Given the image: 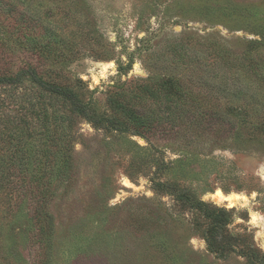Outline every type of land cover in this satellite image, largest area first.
Segmentation results:
<instances>
[{
    "label": "rangeland",
    "instance_id": "1",
    "mask_svg": "<svg viewBox=\"0 0 264 264\" xmlns=\"http://www.w3.org/2000/svg\"><path fill=\"white\" fill-rule=\"evenodd\" d=\"M190 35L220 45L232 59L241 57L247 41L264 38V0H0V76L33 66L43 79L69 86L108 114L109 100L130 84L157 78L156 70H180L170 43ZM30 86L27 79L0 85V264H41L44 250L32 220L15 211L10 187L41 172L25 170L40 164L44 146L28 130L30 113L21 96ZM226 100L221 135L191 144L183 127H168L148 142L96 127L64 107L70 142L51 149L70 154L73 178L50 197L44 264H247L234 252H211L200 214L155 189L152 179L224 206L231 214L227 231L238 246L264 252V136L247 131L234 138L237 119ZM259 103L264 114V101ZM55 105L60 108V100ZM219 194L231 195L233 203Z\"/></svg>",
    "mask_w": 264,
    "mask_h": 264
},
{
    "label": "trees",
    "instance_id": "2",
    "mask_svg": "<svg viewBox=\"0 0 264 264\" xmlns=\"http://www.w3.org/2000/svg\"><path fill=\"white\" fill-rule=\"evenodd\" d=\"M170 49L173 59L180 62V70H156L159 73L157 78H153L152 74L147 79L130 84L117 94L118 97L109 100L108 114L98 113L91 102H84L69 86L43 79L33 66L19 70L14 76H0V85H22L27 79L32 86L28 92L22 93L21 98L30 113L28 130L44 145L41 149L43 160L32 167L26 165L25 170L33 174L39 168L41 172L33 178L11 182L10 187L16 198L15 211L25 212L32 220L36 242L44 249L41 264H44L47 246L48 249L50 246L52 221L47 210L50 197L59 186L63 183L68 185L73 178L70 154L66 149L59 153L51 149L56 144L70 142L68 129L71 120L64 107L70 114H78L96 127L137 135L148 142L150 136L158 132L164 134L168 127L176 131L183 127L188 131L184 135L187 144H191L212 135H221L219 130L223 109L226 108L222 107V101L228 99L227 108L237 119L235 124L231 123L232 130L235 129L234 138H241L247 131L254 133L256 138L264 136V114L258 109L260 100L264 101L260 98L264 95V38L247 41L241 57L234 59L220 45L212 41L198 42L191 35L176 38L170 43ZM193 51L203 53L202 58H194ZM252 51L262 56L256 60L251 55ZM185 67H195L196 70H191L189 74ZM207 72L208 78L202 79L198 75ZM227 84L232 89L226 87ZM248 86H253L254 91L242 89ZM56 99L60 100V108L55 105ZM21 170L18 167V172ZM151 181L155 189L171 194L175 200L200 214L204 219L203 239L211 252L219 257L234 252L246 257L247 264H264V252L250 246L239 247L236 237L227 231L231 220L227 208L207 203L173 184L155 179ZM28 196H31L32 204L26 208Z\"/></svg>",
    "mask_w": 264,
    "mask_h": 264
},
{
    "label": "bare ground",
    "instance_id": "3",
    "mask_svg": "<svg viewBox=\"0 0 264 264\" xmlns=\"http://www.w3.org/2000/svg\"><path fill=\"white\" fill-rule=\"evenodd\" d=\"M219 196L223 199V200H227L229 204H232L234 199L232 198L231 195H227V196H224L222 194H219Z\"/></svg>",
    "mask_w": 264,
    "mask_h": 264
}]
</instances>
